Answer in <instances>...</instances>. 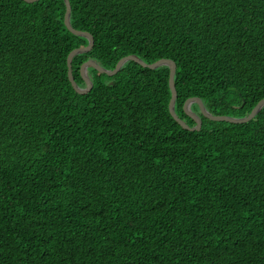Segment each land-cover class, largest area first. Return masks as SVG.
I'll return each mask as SVG.
<instances>
[{
    "label": "trees",
    "instance_id": "trees-1",
    "mask_svg": "<svg viewBox=\"0 0 264 264\" xmlns=\"http://www.w3.org/2000/svg\"><path fill=\"white\" fill-rule=\"evenodd\" d=\"M72 76L175 63L185 103L264 100V0H68ZM64 0H0V264H264V107L171 117L169 67L88 68Z\"/></svg>",
    "mask_w": 264,
    "mask_h": 264
},
{
    "label": "water",
    "instance_id": "water-1",
    "mask_svg": "<svg viewBox=\"0 0 264 264\" xmlns=\"http://www.w3.org/2000/svg\"><path fill=\"white\" fill-rule=\"evenodd\" d=\"M23 1L28 3V4H32V3H35L39 0H23ZM64 4L66 7V12H65V16H64L65 27L67 28V30L72 35L77 36V37H83V38L88 40V46L87 47L81 48V49H75L67 57L68 79H69V82L71 83V85H72V87L76 93H78L80 95L87 94L91 91V89L93 87V84H92L90 78L88 77V73H87L88 68L92 67L101 74H105L107 76H113L116 73H118L121 70V68L127 62L131 61V62L138 64L139 66H141L143 68H147L150 70H156L160 67H169V69H170L169 88L171 90V100L169 103V113H170L171 117L178 123V125L187 131L199 132L201 129V126H202V122H201L199 115L193 113L190 109L192 104H197L199 106L200 113L204 118H206L210 121H213V122H227V123H231V124H244V123L251 121L264 107V100H262L253 109V111L250 113V115H248L245 118L237 119V118H232V117H228V116H214L206 110V108L204 107V105L200 99L193 98V99L188 100L184 105L185 114L195 123V127L190 128L186 123H184V121H182L180 118H178V116L175 113V100L177 97L176 90H175L174 83H173L175 72H176L175 63L172 61H169V60H160V61H158L152 65H147L142 60H140L139 58H137L135 56H128V57L123 58L117 64L116 68L112 71L105 70L104 68L99 66L94 61H91V60L87 61L80 68V76L83 79L85 85L83 88L78 87L76 82L74 81L73 76H72V60L74 59V57H76L78 55L86 54V53L90 52L93 45H94V40H93L92 36H90L88 33L76 31L71 27V24H70V15H71L70 3L68 0H64Z\"/></svg>",
    "mask_w": 264,
    "mask_h": 264
}]
</instances>
